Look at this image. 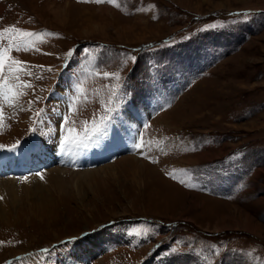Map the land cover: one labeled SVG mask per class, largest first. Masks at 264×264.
<instances>
[{
  "label": "rangeland",
  "instance_id": "374dc122",
  "mask_svg": "<svg viewBox=\"0 0 264 264\" xmlns=\"http://www.w3.org/2000/svg\"><path fill=\"white\" fill-rule=\"evenodd\" d=\"M0 6V30L15 25L38 34L59 33L58 38L31 37L38 50H12L13 58L27 62L31 79L25 72L19 75L32 87L18 89L22 95L3 111V120L12 125L1 132L0 143L30 136L33 128L44 143L49 131L56 135L58 123L65 125L59 115L50 111L37 120L36 110L31 111L43 105L56 84L60 95L66 84L73 91L67 127L76 130L93 116L104 117L109 128L126 105L169 98L164 106L154 103L138 114L143 126L137 124V131L147 128L148 143L139 151L143 154L103 164H115L116 171L73 179L61 195L45 175L54 167L43 179L14 175L41 180L47 193L43 199L23 197L17 210L4 203L13 213L9 220L0 216V263L18 255L32 262L35 252L56 249L39 263L72 264L79 253L69 238L123 219L112 230L120 242L109 243L107 256L96 253L93 264H264V0H0ZM100 6L112 10L106 13L114 26L102 27L108 14L102 16ZM61 7L65 14L56 15ZM85 42L102 55L97 65ZM68 48L78 52L69 77L63 76L58 57ZM103 73H119L121 79ZM5 75L15 83L7 69ZM118 86L120 94L113 96ZM52 119L57 120L51 125ZM133 119L117 118L112 139L124 138ZM257 153L261 161L250 169ZM125 157L146 163L140 175L134 178L123 169ZM87 260L86 255L82 261Z\"/></svg>",
  "mask_w": 264,
  "mask_h": 264
},
{
  "label": "bare ground",
  "instance_id": "6f19581e",
  "mask_svg": "<svg viewBox=\"0 0 264 264\" xmlns=\"http://www.w3.org/2000/svg\"><path fill=\"white\" fill-rule=\"evenodd\" d=\"M80 6L85 7L87 5H80ZM1 8L2 7L0 6V9ZM100 10H101V13H103L102 16H105V14L107 16L108 13H106V12H108V11L112 12V10H110V8L104 7V6H100ZM54 13L56 15L63 16L65 14V10L61 7V8L56 9V11H54ZM114 13H113V15H114ZM108 16H110V15L108 14ZM108 16L101 19L102 24H103V25L101 24L102 27H107V26L112 25V24L114 26L113 22L115 19L113 20L111 18V16L109 19ZM117 23H118V21H117ZM117 23H115V24H117ZM45 127L48 128L46 125H45ZM59 134H60V131H59ZM63 135H65L64 129H63ZM51 137H55L54 133L51 134ZM40 144H41V146L37 147V149L38 148L47 149V145H44L42 142H40L38 145H40ZM120 144L122 145L123 143L120 142ZM128 145L129 144L127 143V145H122L121 147H123V146L128 147ZM9 149L10 148L0 150V170L6 169L3 172L1 171V173H3V174H0V193H3V194L5 193L3 195V196H5V201L4 202L0 201V216H1V218H3V220H9V218H8L9 215H11L13 213V209H11V210L8 209V205H4V203L9 204V202H10L13 207H16L15 210H17V208L20 207L25 202L24 201L25 198L34 197V198H38V199H43L44 195L47 193L45 191L47 189V187L44 186L45 183H43L41 180L33 181V178H28V179L24 180L23 178H25V177H23V178L22 177L21 178L15 177V176H26L23 174V171L25 169L29 168L33 164V162H31L29 160H24V155L27 152V150L24 147L18 146V148L16 150H9ZM105 151H106V147L103 148L104 154H106ZM66 153L69 155H75L73 149L71 151H67ZM44 155L45 156L49 155V152L45 151ZM129 158L130 159H128V157H125L122 159L123 160V167H124L123 169L128 171V173L130 175L134 176V178H135V175H140L142 173L141 172L142 171L141 166H145L146 163L142 162V161H140L134 157H129ZM189 160H191V159H189ZM128 161L130 163H128ZM114 165L113 164L106 165V166L103 165L104 167H100L97 170L91 171L90 169H88L89 171H84V172H70V171L64 170L60 167H54L45 175H46V177L48 175V179L51 183V186L55 190L56 194L61 195L64 192L63 187L67 183L72 181L73 179H76V178L81 177V176H87L88 174H91V173H102V172L104 173L108 169H113ZM148 167H150V166H148ZM150 168L152 170H154L153 169L154 167H150ZM115 171H116V169H115ZM7 173H11V175H10L11 177L1 178V177L5 176ZM111 177H114L116 180L118 179L116 172H110V178ZM147 177H149V176L147 175ZM34 178H36V177H34ZM134 178H132V181H133V183H136L137 180H135ZM164 182L167 183L169 186L171 185L174 188H179L170 182H166V180ZM23 197H25V198H23ZM6 206H7V208H6ZM7 214H8V216H7Z\"/></svg>",
  "mask_w": 264,
  "mask_h": 264
},
{
  "label": "snow or ice",
  "instance_id": "6c2138e0",
  "mask_svg": "<svg viewBox=\"0 0 264 264\" xmlns=\"http://www.w3.org/2000/svg\"><path fill=\"white\" fill-rule=\"evenodd\" d=\"M87 2V0H85ZM96 3H103L105 0H94ZM109 3H115L116 0H107ZM43 35H57L56 33H34L31 31H27L24 29L17 28L15 25L4 28L0 30V101L6 102L9 106H14L16 100L19 96L22 95L18 89L20 88H31L32 85L27 82H23L20 79L19 73L25 72L28 75H31V72L26 67L27 62L17 60L12 57L11 52L14 49L15 51H29V50H38L34 49V45H32L31 41L28 38L37 37L40 38ZM7 40V46H5L2 42ZM88 51V50H85ZM72 53L69 52L70 56ZM136 57H132V60L135 61ZM43 67V66H40ZM11 74V79L15 81V83L10 82L9 76L5 75V70ZM51 71V69H48ZM105 78H115L117 81L121 79L119 73H103ZM122 86H118L116 89L112 90V95L117 96L120 94V88ZM73 110H75L73 106ZM106 111H114L112 108H107ZM37 118H40L42 115V111L38 112ZM3 120V104L0 103V122ZM62 123L67 125L68 116L65 114L62 116ZM87 124V122H85ZM106 121L104 117H101L99 123L93 119L91 122V126H87L83 128L82 131H77L74 128L65 126L64 133L65 135L61 137L58 148L61 152L71 151L73 148H79L81 146L87 147L86 141L92 140L94 137H98L99 134H102L105 131ZM33 132L36 131L35 128L32 129ZM20 145V141L10 146L9 150H16ZM135 147H142L140 145H134ZM6 145H0V148H7ZM156 162V161H153ZM40 175L41 179H43L42 174ZM174 175V173H173ZM26 180L27 178H23ZM183 183V181H181ZM75 239V238H74ZM3 243V242H0ZM43 252H48V249H43ZM173 252L176 249L172 250Z\"/></svg>",
  "mask_w": 264,
  "mask_h": 264
},
{
  "label": "trees",
  "instance_id": "16d2710c",
  "mask_svg": "<svg viewBox=\"0 0 264 264\" xmlns=\"http://www.w3.org/2000/svg\"><path fill=\"white\" fill-rule=\"evenodd\" d=\"M252 151H254L253 149H251ZM258 153L256 154V157L255 158H257V160L256 161H254V162H252V163H250V168H253V166L256 164V163H258V162H260L261 160V157L259 158L258 157Z\"/></svg>",
  "mask_w": 264,
  "mask_h": 264
}]
</instances>
